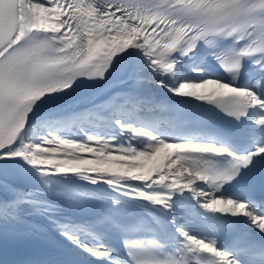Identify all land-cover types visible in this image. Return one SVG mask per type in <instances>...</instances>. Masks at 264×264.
<instances>
[{
	"label": "snow or ice",
	"instance_id": "snow-or-ice-1",
	"mask_svg": "<svg viewBox=\"0 0 264 264\" xmlns=\"http://www.w3.org/2000/svg\"><path fill=\"white\" fill-rule=\"evenodd\" d=\"M0 262L264 264V0H0Z\"/></svg>",
	"mask_w": 264,
	"mask_h": 264
}]
</instances>
